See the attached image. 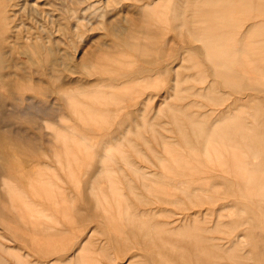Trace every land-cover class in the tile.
Returning a JSON list of instances; mask_svg holds the SVG:
<instances>
[{"label":"rangeland","instance_id":"374dc122","mask_svg":"<svg viewBox=\"0 0 264 264\" xmlns=\"http://www.w3.org/2000/svg\"><path fill=\"white\" fill-rule=\"evenodd\" d=\"M118 263L264 264V0H0V264Z\"/></svg>","mask_w":264,"mask_h":264},{"label":"crops","instance_id":"0c3cea01","mask_svg":"<svg viewBox=\"0 0 264 264\" xmlns=\"http://www.w3.org/2000/svg\"><path fill=\"white\" fill-rule=\"evenodd\" d=\"M183 3L184 4H187L189 2H183ZM169 4L171 5V1L169 2ZM173 4H175V3H173ZM208 5H207V1H205L204 6L202 8V13H204V11H207L206 14L208 12H210V10L208 9ZM149 7H151V4H148V6H146L145 8H142V11H141V16L142 17L148 18V17H151V16H158V15H161V14L164 13L163 10L161 9V4L160 3L159 4H156L155 7H153L152 9L149 8ZM162 7L165 8V10L167 11L166 14L164 13L165 14L164 16H167V19L173 23V25H172L173 26V29H182L183 28V30H181V34L184 35L185 37H187V36H190L191 37V35L193 36V34H194V37H195V35L197 33L205 34V36H206L207 35V32H205L204 30L212 29V26H210V27L205 26L207 28H200L196 24L194 26H192L191 25V19H193V18H190L189 16H187V18H190V22H189V20H187V21L185 20V23L183 25V24H181V18H180V16H177L176 12L174 14V11H171L169 9H166L167 8L166 6L162 5ZM171 7L174 8V5L171 6ZM190 12H191V10L189 11V13ZM199 13L200 12L198 11L197 14H199ZM158 18L161 19L160 16H158ZM195 18H197V17H195ZM177 22H179V23L176 24ZM148 26H149V24L147 22L142 21V20H140L139 25H138L139 28H142V29H145V30H149V27ZM194 29H195V31H194ZM181 34H180V36H181ZM211 36H212V33L210 32L209 33V38ZM130 42L128 43V41H127V42H125V44L128 43L127 46L129 47V45H131ZM206 44H207V42H206ZM79 239H80V237H79ZM79 242H80V240H78V237H77V242L76 243L79 244ZM62 245L64 246V244L62 243V244L59 245V247L61 248ZM58 248L57 249L56 248H53V250L50 251V252L54 253V252L58 251ZM96 254H98V253H96ZM82 257H85V256H82ZM91 258L92 259H97V257H91ZM84 262L86 263L85 260H84Z\"/></svg>","mask_w":264,"mask_h":264},{"label":"bare ground","instance_id":"6f19581e","mask_svg":"<svg viewBox=\"0 0 264 264\" xmlns=\"http://www.w3.org/2000/svg\"><path fill=\"white\" fill-rule=\"evenodd\" d=\"M196 2H198V1H196ZM203 2V1H202ZM158 7V6H157ZM156 7V8H157ZM161 7H162V5H161ZM198 11V10H197ZM176 81V80H175ZM180 82V81H179ZM6 86V85H5ZM176 87V86H175ZM177 88V87H176ZM209 89V88H208ZM207 92V91H206ZM208 94V93H207ZM71 95H73V94H71ZM225 96V95H224ZM30 109V108H29ZM17 111V110H16ZM21 111V110H20ZM25 111V110H24ZM26 112V111H25ZM250 112V111H249ZM252 112V111H251ZM172 113H173V111H172ZM250 114V113H249ZM256 114V113H255ZM158 137V136H157ZM167 143V142H166ZM164 146V145H163ZM125 164V163H124ZM243 168V167H242ZM242 171V170H241ZM196 192H197V190H196ZM22 195V194H21ZM13 204V203H12ZM16 204H18V203H16ZM25 204V203H24ZM27 205V204H26ZM34 205V204H33ZM32 205V206H33ZM38 207V206H37ZM39 208V207H38ZM37 208V209H38ZM38 212V211H37ZM39 215H41V214H39ZM49 219V218H48ZM92 232V231H91ZM90 241L92 240V238L91 239H89ZM82 243H83V241H82ZM81 243V244H82ZM85 246V245H84ZM74 255V254H73ZM100 254H96V253H94V254H92L91 256H87L88 258L89 257H98ZM85 258V259H84ZM17 259V258H16ZM21 259V258H20ZM23 259V258H22ZM82 259H84V260H86V257H80V259L79 260H82ZM119 260V259H118ZM19 262L21 261V260H18ZM54 261V260H53ZM21 263H22V261H21ZM119 264V263H118Z\"/></svg>","mask_w":264,"mask_h":264}]
</instances>
